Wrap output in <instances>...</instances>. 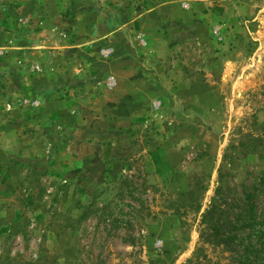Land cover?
I'll return each mask as SVG.
<instances>
[{
	"label": "rangeland",
	"instance_id": "rangeland-1",
	"mask_svg": "<svg viewBox=\"0 0 264 264\" xmlns=\"http://www.w3.org/2000/svg\"><path fill=\"white\" fill-rule=\"evenodd\" d=\"M191 1L0 0V264H264V0Z\"/></svg>",
	"mask_w": 264,
	"mask_h": 264
},
{
	"label": "crops",
	"instance_id": "crops-1",
	"mask_svg": "<svg viewBox=\"0 0 264 264\" xmlns=\"http://www.w3.org/2000/svg\"><path fill=\"white\" fill-rule=\"evenodd\" d=\"M151 2H154V4H152L153 7L151 10L147 11V10L140 9L138 11V14L134 18H131L129 23H124L121 29L120 27L119 28L113 27V31L115 30L116 33L122 32V31L124 33V34L123 33L119 34L117 36L122 35L125 37L128 35V37L125 38L126 42L122 43V46L124 48V50L122 51V53H124V56H123L124 61L126 60V58H129L132 56V50H133L132 44L129 43V41L131 40L129 39L130 34H128V25L130 26V28H132L133 26L136 32L134 36L136 38V41L138 42V45L137 44L135 45V42H132V43L133 45H135V50H138L136 52V55H138L139 58L141 59L142 58L141 53H144L148 56L152 53H155L156 51L154 47V43H153L154 40H153V35H152L154 31H156L158 34V30L159 29L161 30L162 27H164V25L168 23V21L170 23H173L172 20H177L179 19V17L182 19H185L186 17H189V16L195 17V2L191 0H182V1L180 0H151ZM178 2L181 3L182 5L181 7L183 11L181 12L179 10L178 13L180 16L178 18H176L175 15L174 17L171 18V14L172 13L174 14V12L176 11V9L174 8L177 6ZM112 50L114 53L115 47H113ZM129 60H132V58ZM133 65H134V62L130 61L129 64H127L125 67L122 68L123 72H125V75H126L123 79H120L121 75L119 72L116 73L117 75L115 74L116 76H113L115 79V83L113 87L115 88V91H118L119 88L120 89L124 88L123 95H124L125 100H128V101L132 100L134 96L136 95L134 93H140V92L143 93L141 98H143L144 100L147 94L144 93V90H138V89H141L138 86L141 83V81L138 82L137 80L138 78H140L139 77L140 72H145L144 69L146 68V65L142 63L141 61H139V66H135L133 68ZM153 67L156 69L155 66ZM153 67L148 66L147 67L148 72L154 73L152 71V69H154ZM116 77H118V80ZM158 81H159V84H162V82L159 79ZM208 81L210 82V79H208ZM124 85H126V87H124ZM59 88L60 86L58 87L57 85H52L51 88L49 86L48 88H45L43 91L41 89L33 90V91L30 89L29 96L28 98L25 99L27 106L36 108V106L33 104L34 98L37 99L39 94H43L44 99L48 97H52L57 91H59ZM38 92H41V93L38 94ZM155 99L157 101H162V97L160 95H158ZM37 101L40 102L41 104V100L40 101L37 100Z\"/></svg>",
	"mask_w": 264,
	"mask_h": 264
}]
</instances>
